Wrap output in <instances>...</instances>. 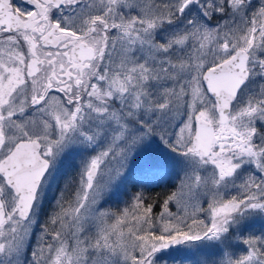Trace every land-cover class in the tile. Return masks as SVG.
Wrapping results in <instances>:
<instances>
[{
  "label": "snow or ice",
  "instance_id": "obj_1",
  "mask_svg": "<svg viewBox=\"0 0 264 264\" xmlns=\"http://www.w3.org/2000/svg\"><path fill=\"white\" fill-rule=\"evenodd\" d=\"M258 221L264 0H0V264H264Z\"/></svg>",
  "mask_w": 264,
  "mask_h": 264
},
{
  "label": "rangeland",
  "instance_id": "obj_2",
  "mask_svg": "<svg viewBox=\"0 0 264 264\" xmlns=\"http://www.w3.org/2000/svg\"><path fill=\"white\" fill-rule=\"evenodd\" d=\"M161 190H162L161 188H156L155 189V191H157V192H160ZM153 195H155V193H153ZM121 199H126V197H122L119 194L115 195V196L112 197L110 203L115 207L116 204H117V201H119ZM255 226H256V230H258L259 228L264 227V221H258ZM194 260H195V258L190 259V260H185L183 262V264H194Z\"/></svg>",
  "mask_w": 264,
  "mask_h": 264
}]
</instances>
